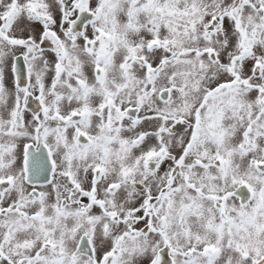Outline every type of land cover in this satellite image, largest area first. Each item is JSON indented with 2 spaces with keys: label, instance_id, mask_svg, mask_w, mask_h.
<instances>
[{
  "label": "snow or ice",
  "instance_id": "1",
  "mask_svg": "<svg viewBox=\"0 0 264 264\" xmlns=\"http://www.w3.org/2000/svg\"><path fill=\"white\" fill-rule=\"evenodd\" d=\"M0 264H264V0H0Z\"/></svg>",
  "mask_w": 264,
  "mask_h": 264
}]
</instances>
